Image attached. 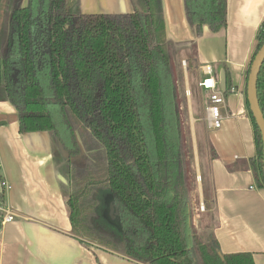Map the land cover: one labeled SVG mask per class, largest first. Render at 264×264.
Segmentation results:
<instances>
[{
    "label": "trees",
    "instance_id": "trees-1",
    "mask_svg": "<svg viewBox=\"0 0 264 264\" xmlns=\"http://www.w3.org/2000/svg\"><path fill=\"white\" fill-rule=\"evenodd\" d=\"M226 1L183 0L196 37L203 27L225 28ZM136 6L140 10L83 13L80 0H27L11 10L0 87L16 110L19 132L53 137L63 166L73 172L65 203L71 233L83 243L144 264H254L250 253L221 259L212 231L201 239L194 229L163 2L136 0ZM256 40L250 63L264 42V23ZM257 99L264 117V62ZM246 107L256 149L248 163L256 185L264 187L261 136L247 99ZM83 155L97 160L78 174ZM108 194L118 207L120 230L102 215Z\"/></svg>",
    "mask_w": 264,
    "mask_h": 264
},
{
    "label": "crops",
    "instance_id": "crops-1",
    "mask_svg": "<svg viewBox=\"0 0 264 264\" xmlns=\"http://www.w3.org/2000/svg\"><path fill=\"white\" fill-rule=\"evenodd\" d=\"M162 2L166 37L187 64L176 87L181 115L190 125L198 201L211 216L221 253H250L254 264H264V187L256 185L248 163L256 149L245 96L256 34L264 23V0H227L225 28L211 32L203 27L198 37L185 19L183 0ZM80 9L120 13L132 12L134 5L131 0H80ZM204 64L212 66L219 88L220 70L226 68L218 128L206 120L209 91L197 86ZM0 121H6L0 124L4 205L14 213L12 221L0 226V264H144L83 243L71 233L63 192L67 172L64 166L56 168L54 139L47 132L20 133L16 110L2 87ZM197 216L192 221L198 230Z\"/></svg>",
    "mask_w": 264,
    "mask_h": 264
},
{
    "label": "rangeland",
    "instance_id": "rangeland-1",
    "mask_svg": "<svg viewBox=\"0 0 264 264\" xmlns=\"http://www.w3.org/2000/svg\"><path fill=\"white\" fill-rule=\"evenodd\" d=\"M20 3H24L23 0L19 1V0H13L11 3V0H0V42L3 39V32L6 29V25L8 23V14L9 11L12 8V4L17 5ZM1 48V45H0ZM175 48H173L171 46V59H172V68H173V73H174V80L175 82H179V79L177 78L179 75V72L181 73V71L184 69H187V64L186 61L182 59V57L177 54V51L174 50ZM191 49L193 50V46H191ZM191 50V51H192ZM179 51V50H178ZM189 52H187L188 54ZM175 62H174V61ZM183 61H185V66L183 64ZM185 95V93H184ZM178 102H180V99L178 98ZM180 117H181V123H182V134H183V143H184V148L186 151V165H187V173H188V185H189V192H190V206L192 207V212H191V220L192 217L193 218H197V215H200L201 219L198 222V227L199 229L197 230L196 228L195 231L197 233V235L199 236V238L204 239L205 236L207 234H209L212 231V221H211V216L207 213V212H201L199 210V201H198V194L196 192L197 190V178H196V173H195V165H194V158H193V149H192V142H191V138H190V125L186 123V119L183 118V116L181 115L180 112ZM199 124V123H197ZM80 147H81V153L82 154H87L81 144V142H79ZM54 157H55V162H56V168H62V159L61 155L59 154V150L56 146V143L54 142ZM82 160H80V163L77 164L78 167L81 169H77L76 173L80 174L83 173V167L88 163V165L90 163H92V160H97L95 157H89L86 158L85 155L82 156L81 158ZM79 162V161H78ZM70 165V164H68ZM65 171L67 173L66 176V180L68 181V179H70V177L73 175V172H70L69 167H65ZM80 173H79V172ZM67 184V183H66ZM66 184L63 185V192H64V196L67 195L68 193V187L66 186ZM193 224V221H192ZM194 226V224H193Z\"/></svg>",
    "mask_w": 264,
    "mask_h": 264
},
{
    "label": "water",
    "instance_id": "water-1",
    "mask_svg": "<svg viewBox=\"0 0 264 264\" xmlns=\"http://www.w3.org/2000/svg\"><path fill=\"white\" fill-rule=\"evenodd\" d=\"M131 1L133 5H135V7L138 8L136 6V0H131ZM263 62H264V42L260 46L259 50L253 56V59L249 66V72L246 80V99L252 117L254 118L255 123L259 129L261 141H262V163H263V173H264V117L257 99V77ZM219 86L222 92H224L226 89V78H225L224 69L220 70ZM1 194H2V184L0 182V201H1ZM106 205L110 215H103V216L107 218V220L112 225H114L117 229L120 230L121 224H120V215L118 212V208L114 202V199L109 194L105 196V206ZM0 216H1V212H0ZM218 253L221 259H223V253H221L220 250Z\"/></svg>",
    "mask_w": 264,
    "mask_h": 264
},
{
    "label": "built area",
    "instance_id": "built-area-1",
    "mask_svg": "<svg viewBox=\"0 0 264 264\" xmlns=\"http://www.w3.org/2000/svg\"><path fill=\"white\" fill-rule=\"evenodd\" d=\"M185 66V61H183ZM202 76L197 80V86L199 89H204L209 91L208 104L206 106V120L209 127L218 128L222 123V113L221 107L225 103L224 93L221 88L216 86L215 79L213 77V69L209 64H204L201 66ZM233 90V89H231ZM3 187H6V182H1ZM199 210L204 212L206 210L203 202L199 203ZM0 220L1 223H7L12 221L14 213L5 205L0 206Z\"/></svg>",
    "mask_w": 264,
    "mask_h": 264
},
{
    "label": "flooded vegetation",
    "instance_id": "flooded-vegetation-1",
    "mask_svg": "<svg viewBox=\"0 0 264 264\" xmlns=\"http://www.w3.org/2000/svg\"><path fill=\"white\" fill-rule=\"evenodd\" d=\"M12 1L13 0H11V3H12ZM19 1H21V0H19ZM23 4L22 3H20V4H17V5H14V4H12V8H11V10H13V9H15V8H19V7H24L25 5H26V3H27V0H23ZM11 10L9 11V14H8V23H7V27H6V29H5V31L3 32V39H2V41L0 42V45H1V48H0V54L2 53V49H3V44H4V40H5V35H6V32H7V29H8V26H9V22H10V12H11ZM18 75H19V71H18V68H17V62L16 61H14L13 62V65H12V81H13V84L15 85V87L17 86V84H18ZM3 88V87H2ZM104 204H105V197H104ZM106 204H107V202H106ZM116 204V203H115ZM117 206V205H116ZM118 208V207H117ZM118 212H119V210H118ZM102 215H110L109 214V211H108V209H107V205L106 206H104V209H103V211H102ZM119 215H120V213H119ZM106 220H107V218H105ZM108 221V220H107ZM109 222V221H108Z\"/></svg>",
    "mask_w": 264,
    "mask_h": 264
}]
</instances>
